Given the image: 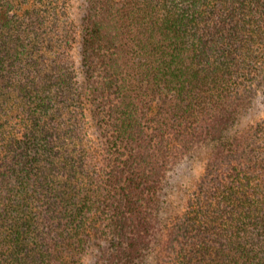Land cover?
<instances>
[{
  "label": "trees",
  "instance_id": "1",
  "mask_svg": "<svg viewBox=\"0 0 264 264\" xmlns=\"http://www.w3.org/2000/svg\"><path fill=\"white\" fill-rule=\"evenodd\" d=\"M0 0V264H264V0Z\"/></svg>",
  "mask_w": 264,
  "mask_h": 264
},
{
  "label": "rangeland",
  "instance_id": "2",
  "mask_svg": "<svg viewBox=\"0 0 264 264\" xmlns=\"http://www.w3.org/2000/svg\"><path fill=\"white\" fill-rule=\"evenodd\" d=\"M73 13L74 16H77L80 14V6H79V0H74L73 3ZM262 99L258 101V105H255L254 110L251 111L250 122L254 121L255 119L259 117H264V95L261 97Z\"/></svg>",
  "mask_w": 264,
  "mask_h": 264
}]
</instances>
